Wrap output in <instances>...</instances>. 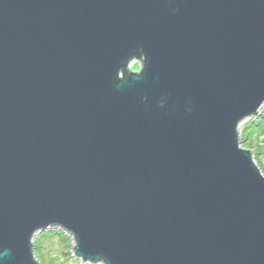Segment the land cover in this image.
I'll return each instance as SVG.
<instances>
[{
    "label": "water",
    "instance_id": "1",
    "mask_svg": "<svg viewBox=\"0 0 264 264\" xmlns=\"http://www.w3.org/2000/svg\"><path fill=\"white\" fill-rule=\"evenodd\" d=\"M263 103L264 0H0V264H264Z\"/></svg>",
    "mask_w": 264,
    "mask_h": 264
},
{
    "label": "rangeland",
    "instance_id": "2",
    "mask_svg": "<svg viewBox=\"0 0 264 264\" xmlns=\"http://www.w3.org/2000/svg\"><path fill=\"white\" fill-rule=\"evenodd\" d=\"M130 70L137 72L139 70V64H137V62L136 65L132 64ZM257 113L258 114L256 116H252L241 121L237 126V132L239 136V146L242 149L250 151L253 162L258 166L262 173V171H264V103L257 110ZM253 126V134H251L248 138L245 137L246 135L242 136L247 133L248 128ZM241 136L243 137V140H241ZM57 230L58 229L54 228L44 232H56ZM40 234L35 235L32 242H34ZM65 235L69 239L65 255L61 252L62 250L60 249V243L58 241L54 238H45L39 242V251L42 257H37V260L40 259L42 264H92L88 262L85 263L73 255V240L66 233Z\"/></svg>",
    "mask_w": 264,
    "mask_h": 264
},
{
    "label": "trees",
    "instance_id": "3",
    "mask_svg": "<svg viewBox=\"0 0 264 264\" xmlns=\"http://www.w3.org/2000/svg\"><path fill=\"white\" fill-rule=\"evenodd\" d=\"M253 132H254V126L248 128L247 133L243 134L242 136L246 135L245 137L248 138L251 134H253ZM242 136H241V140H243ZM262 173L264 175V171H262ZM45 238H54L56 241H58L60 243V249L62 250L61 252L65 255V250L69 242V239L66 237V235L62 231L57 230L56 232L54 231L44 232L35 239V241L33 242L35 257H38V258L42 257L39 251L40 250L39 242L40 240L45 239ZM38 261L42 264V261H40V259H38Z\"/></svg>",
    "mask_w": 264,
    "mask_h": 264
},
{
    "label": "bare ground",
    "instance_id": "4",
    "mask_svg": "<svg viewBox=\"0 0 264 264\" xmlns=\"http://www.w3.org/2000/svg\"><path fill=\"white\" fill-rule=\"evenodd\" d=\"M136 62H137V64H140L139 61H132L131 64L129 65V68L132 66V64H133V65H136ZM33 251H34V247H33ZM34 257H35V254H34ZM35 259H37V257H35ZM37 262H38L39 264H41L38 260H37Z\"/></svg>",
    "mask_w": 264,
    "mask_h": 264
}]
</instances>
